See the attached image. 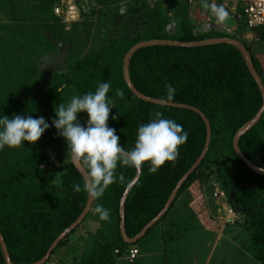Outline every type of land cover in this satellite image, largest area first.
Segmentation results:
<instances>
[{
    "label": "trees",
    "instance_id": "1",
    "mask_svg": "<svg viewBox=\"0 0 264 264\" xmlns=\"http://www.w3.org/2000/svg\"><path fill=\"white\" fill-rule=\"evenodd\" d=\"M120 1L96 0L98 18L112 23L115 18L137 14L143 19L141 26L125 30L121 37H101L86 54L72 52L64 69L43 76L42 56L56 50L54 41L72 40L68 31L72 32L79 22H73L69 29L65 27L53 12L59 0H0V15L4 19L0 22V118L30 114L43 116L50 124L35 144L24 141V147L5 146L0 150V232L15 264L39 260L86 204V181L71 161L66 141L51 125L59 103L67 104L73 96L94 92L99 83L108 82V96L114 100L108 124L126 149L134 146L138 126L154 118L156 111L174 119L188 133L175 166L168 162L155 174L149 173L148 163L141 168L124 204L125 232L129 237L161 210L177 181L203 149L206 126L200 114L137 97L124 80L123 57L141 40L197 41L218 36L241 40L213 29L197 31L189 17V0L173 13L179 19V35L167 32L171 16L164 0L152 7L147 0H126L123 12ZM75 2L79 6L78 0ZM80 12L82 16L81 8ZM255 29L264 38V26ZM250 54L263 81L257 60ZM129 76L135 88L153 98L167 100L166 85L171 84L175 89L171 101L201 110L211 127L209 146L165 213L135 243L125 242L120 233L119 202L136 169L118 167L117 176L123 174L124 182L117 181L102 198L93 199L88 213H92L97 226L93 233H88L89 238L79 236L87 247L69 264H264V175L250 168L232 144L235 132L255 115L262 103L260 90L239 49L226 42L192 47L146 45L131 54ZM117 89L123 91L122 98ZM112 116L118 119L113 120ZM263 117L264 112L238 140L243 154L262 168ZM78 118L85 124L87 113H78ZM210 177L224 191L228 204L243 216L228 220L222 229L241 238V247L226 236L216 240L219 226L215 222L221 220L209 210L215 212L220 204L212 197ZM75 184L81 185L80 192L74 190ZM97 204L111 211L110 222L99 219L94 212ZM78 226L58 242L42 264H67L68 255L54 254L62 247H71L69 238ZM133 245L138 248L136 257L122 258L120 255ZM0 264H7L1 245Z\"/></svg>",
    "mask_w": 264,
    "mask_h": 264
},
{
    "label": "clouds",
    "instance_id": "2",
    "mask_svg": "<svg viewBox=\"0 0 264 264\" xmlns=\"http://www.w3.org/2000/svg\"><path fill=\"white\" fill-rule=\"evenodd\" d=\"M200 2L205 11H211L217 24L227 23L229 12L223 4L210 0ZM110 87V83L101 82L94 92L75 95L67 104L59 103L54 108L55 117L51 121L58 135L66 141L71 157L87 172L84 190L94 200L102 198L112 184L124 182L123 174L117 176L118 167L141 169L148 163L149 173L155 174L168 162L175 166L179 148L188 137L181 124L156 111L154 118L138 126L134 146L126 149L120 144L116 130L108 124L111 109L114 108V100L108 96ZM166 88V98L171 101L175 89L171 84ZM117 95L122 98L124 93L117 89ZM81 112L87 113L85 124H81L78 118ZM112 119L118 117L112 116ZM49 127L43 116L13 114L9 118L3 115L0 118V150L5 146L14 149L24 147V141L35 144ZM74 190L80 192L81 185L75 184ZM94 212L101 221H111V211L103 205L97 204Z\"/></svg>",
    "mask_w": 264,
    "mask_h": 264
},
{
    "label": "water",
    "instance_id": "3",
    "mask_svg": "<svg viewBox=\"0 0 264 264\" xmlns=\"http://www.w3.org/2000/svg\"><path fill=\"white\" fill-rule=\"evenodd\" d=\"M222 42L233 44L236 48L239 49V51L241 52V54H242V56L244 58V61L246 63V66H247L250 74L252 75V77L254 78V80L257 83V86H258V88L260 90V93H261V96H262L261 106L259 107V109L255 113V115L251 119L246 121L235 132V134L233 136L232 144H233V149L236 152V154L242 160H244V162L250 168H252L256 172L264 175V168L258 166L257 164L253 163L252 161H250L243 154V152L240 150V148L238 146V140H239L240 136L245 131H247L249 128H251L260 119V117L262 116V114L264 112V83H263L261 77L259 76V74H258V72H257V70H256V68H255V66H254V64L252 62V58H251L250 52L245 48V46L241 43V41L237 40L236 38L230 37V36L210 37V38L201 39V40H197V41H181V40L167 39V38L141 40V41L135 43L133 46H131L130 49L126 52V54L123 57V66H122L123 77H124V80L126 81L127 85L129 86V88L131 89V91L137 97H139V98H141L143 100H146V101H150V102L157 103V104L168 105V106H174V107H183V108H188V109H192V110L196 111L198 114H200V116L204 120V123H205V126H206V137H205L204 146H203V149H202L200 155L197 157V159L192 163V165L185 171V173L177 181V183L173 187L170 195L168 196V198H167L165 204L163 205V207L161 208V210L152 219H150L137 234H135L132 237H129V236H127V234L125 232L124 204H125L126 196L128 195V193L130 192L131 188L134 186V184L137 182V180L139 178L141 169H136L134 177L130 180V182L125 187V189H124V191L122 193V196L120 198V202H119V216H120L119 228H120V233H121V235L123 237V240L125 242H127V243H135L139 238H141L145 234L147 229L151 225H153L165 213V211L167 210V208L171 204L173 198L175 197V195H176L178 189L180 188V186L182 185V183L185 181L187 176L197 167L199 162L204 157V155H205V153H206V151L208 149L210 136H211V127H210L209 120L204 115V113L201 110H199L198 108L193 107V106L188 105V104L180 103V102L168 101L166 99H161V98H153V97H150L148 95H145V94L141 93L137 88H135V86L133 85V83H132V81L130 79V76H129V58H130L131 54L135 50H137L140 47L146 46V45L168 44V45L192 47V46H202V45H208V44H214V43H222ZM71 161L73 162V164L77 168V170L81 173V175L83 176L84 180L87 182L88 176H87V172L85 171V169L81 166V164L78 161L74 160L72 157H71ZM92 203H93V199L89 195H87L86 204H85L83 210L81 211V213L78 215V217L67 228H65L62 232H60L56 236V238L52 241V243L48 247V249L45 252V254L39 260H36V261H34V262L30 263V264H42V263H44L47 260L48 256L50 255L51 251L56 247L58 242L60 240H62L72 229H74L76 226L81 224V221L85 218V216L89 212V210H90V208L92 206ZM0 245H1V248H2V252H3V256H4V259H5V262L7 264H15L10 259L9 252L7 250V247H6V244H5L4 240H3L1 232H0Z\"/></svg>",
    "mask_w": 264,
    "mask_h": 264
},
{
    "label": "rangeland",
    "instance_id": "4",
    "mask_svg": "<svg viewBox=\"0 0 264 264\" xmlns=\"http://www.w3.org/2000/svg\"><path fill=\"white\" fill-rule=\"evenodd\" d=\"M157 1L158 0H147L150 7L154 6ZM184 1L185 0H164L163 4L168 10V14L172 17V14L175 12V10H178L179 5ZM78 4L83 12V15L81 16L80 20L76 21L79 23L74 26V30L72 32L71 29L68 31L72 40L68 42L54 41L56 50H54L51 54H44L42 56L40 71L43 76L53 73L54 71H60L61 69H64L67 65V59L70 57L72 52L79 51L80 55H84L91 47L98 44L101 37H121L123 36L125 30L132 31L135 28L141 26V22L143 21V19H140L138 17L139 15L136 14L133 17H126L124 19L115 18L112 23H108L107 19L98 18L96 10L99 8V4H97L96 0H78ZM119 4L121 5V12L125 11L126 0H121ZM241 19L242 23L245 24L243 15ZM2 21H4V19L0 15V22ZM69 27L67 29H69ZM44 34L46 37H49L46 32ZM210 212L212 213L211 208ZM215 212L216 213H213L219 217L218 219L221 220H216L215 222L216 227L219 226V234L217 235L216 240L217 238H221V236H226L233 240L236 245L241 247L243 244L241 238H238V236L234 238V233H225L226 230L222 231L224 228V223H222V220L224 219V210L220 209ZM236 217L240 219L243 218V216L239 214L236 215ZM96 226L97 222L93 220L92 213H88L84 222L81 223L77 230L70 236L69 246L71 247H62L58 249L54 256L57 257L60 256V254H64L66 256L68 255L67 264H69L72 259L78 258L83 248L86 246V243L81 241L79 236H83L85 239L89 238L88 236L90 235L88 233H93ZM51 262L48 264H51Z\"/></svg>",
    "mask_w": 264,
    "mask_h": 264
},
{
    "label": "built area",
    "instance_id": "5",
    "mask_svg": "<svg viewBox=\"0 0 264 264\" xmlns=\"http://www.w3.org/2000/svg\"><path fill=\"white\" fill-rule=\"evenodd\" d=\"M190 1L191 0H189V2ZM210 2L223 4L226 10L243 15L245 25L249 29L264 26V0H210ZM53 12L60 17L66 28H68L73 22L81 19L80 8L75 0H60L54 5ZM210 182L213 185L212 197L217 204H220V208H217L216 211L220 209L224 210V219L222 220V223L237 218L236 215H238V213L230 204H228L225 193L219 188L215 178L210 177ZM213 212L214 211H212L211 214L214 216V213L216 212ZM115 252L118 253L119 250L115 249ZM137 254L138 248L133 245L128 247V249H126L120 256L132 260Z\"/></svg>",
    "mask_w": 264,
    "mask_h": 264
},
{
    "label": "crops",
    "instance_id": "6",
    "mask_svg": "<svg viewBox=\"0 0 264 264\" xmlns=\"http://www.w3.org/2000/svg\"><path fill=\"white\" fill-rule=\"evenodd\" d=\"M228 12L229 19L227 23L217 24L215 17L212 15L211 11H205L201 7L200 0H191L189 2V17L192 22L195 23L196 30L203 32L213 29L222 33L237 36L250 48V52L257 60L258 68L261 71V76L264 81V38H261L257 34L256 29H249L245 24L242 23L241 14L230 11ZM172 15L173 16L170 17V23L167 26V32H169L170 34L179 35V19L175 17L174 14Z\"/></svg>",
    "mask_w": 264,
    "mask_h": 264
}]
</instances>
